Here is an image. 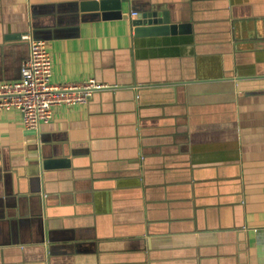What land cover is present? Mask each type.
<instances>
[{"label": "crops", "instance_id": "1", "mask_svg": "<svg viewBox=\"0 0 264 264\" xmlns=\"http://www.w3.org/2000/svg\"><path fill=\"white\" fill-rule=\"evenodd\" d=\"M84 1L0 0V84L36 31L54 83L117 87L38 132L0 111V264H45L44 236L51 264H264V0H128L114 20ZM157 6L193 33L136 37L131 9ZM44 153L70 168L43 178Z\"/></svg>", "mask_w": 264, "mask_h": 264}, {"label": "built area", "instance_id": "2", "mask_svg": "<svg viewBox=\"0 0 264 264\" xmlns=\"http://www.w3.org/2000/svg\"><path fill=\"white\" fill-rule=\"evenodd\" d=\"M24 39L29 43V58L23 63L19 80L0 84V111L21 113L27 131L38 132L42 124L50 123L57 107L88 104L95 92L113 88L94 78L54 83L53 57L47 42L31 36Z\"/></svg>", "mask_w": 264, "mask_h": 264}, {"label": "water", "instance_id": "3", "mask_svg": "<svg viewBox=\"0 0 264 264\" xmlns=\"http://www.w3.org/2000/svg\"><path fill=\"white\" fill-rule=\"evenodd\" d=\"M128 0H93V1H84L78 5V11H80L83 15L93 13L95 15L101 14L102 18L105 20H114V19H121L124 18L123 14V5ZM161 6L151 7L149 10H138L136 7L131 9V12L137 13V16L132 19V25L134 27V35L136 37H144V36H160V35H172V36H185L191 35L193 33V24L192 22L186 23H173L170 19V15L168 12H161ZM33 38L36 40H43L44 38L39 36V34L35 31L33 32ZM28 43V41L26 40ZM29 58V57H28ZM238 73V72H237ZM21 78V77H20ZM185 82V81H180ZM241 82V80H240ZM170 84H177L181 85L180 83H169ZM174 87V85H170ZM117 87L107 89L108 90H115ZM105 91V90H102ZM138 100L140 101L141 95L136 94ZM93 99V98H92ZM91 99V101H92ZM61 158V157H60ZM42 164L41 166V173L40 176L46 177L48 171L51 170H59L62 168H70L71 163L65 162L63 159L61 161L54 160V157L50 156L47 153H44L42 156ZM45 193V205L43 204V197L42 195H37L36 200L38 201V205L34 209L33 223L37 224V222L45 224L47 227L52 229L51 221H47L45 218L52 217V210L50 207L47 209L46 201L48 203V193ZM50 203V201H49ZM44 210V211H43ZM43 221H42V218ZM49 238L47 239L44 236V239L40 242L44 243L45 245L41 247L43 249L44 259L43 262L45 264H51L50 259L52 257L54 248L49 245ZM145 264V263H143Z\"/></svg>", "mask_w": 264, "mask_h": 264}]
</instances>
